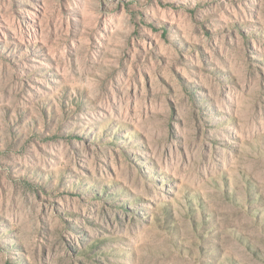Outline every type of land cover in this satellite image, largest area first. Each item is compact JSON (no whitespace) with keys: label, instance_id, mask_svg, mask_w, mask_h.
I'll list each match as a JSON object with an SVG mask.
<instances>
[{"label":"rangeland","instance_id":"374dc122","mask_svg":"<svg viewBox=\"0 0 264 264\" xmlns=\"http://www.w3.org/2000/svg\"><path fill=\"white\" fill-rule=\"evenodd\" d=\"M0 264H264V0H0Z\"/></svg>","mask_w":264,"mask_h":264}]
</instances>
